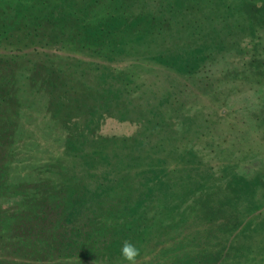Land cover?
<instances>
[{
	"label": "trees",
	"instance_id": "1",
	"mask_svg": "<svg viewBox=\"0 0 264 264\" xmlns=\"http://www.w3.org/2000/svg\"><path fill=\"white\" fill-rule=\"evenodd\" d=\"M183 1L167 0L152 11L146 7V0H0V47L7 45L8 50L0 52V194L14 190V184L8 182V167L12 161V131L18 107L12 75L7 72L6 75L2 69H6L13 60L14 63L19 62L25 50L31 49L36 56L32 61L33 79L39 80L50 94L57 91L60 83L79 81L82 77L76 74L79 66L89 64L93 68L91 78L96 86L82 89L75 83L73 88L76 89L66 90V93L81 92L77 89L82 90L80 94L90 93L99 104L107 103V112L120 119L134 121L138 127L129 136H107V141L100 138L88 152L75 154L70 165L63 160L64 173L63 176L58 174L57 179L46 178L25 183L26 186L17 184L25 202V213L29 211L28 214L34 215L45 207L49 210L46 212L56 208L63 212L70 201L80 198L79 192L86 189L82 176L91 173L93 178L88 176L89 188L92 191L102 188L106 200L107 197L114 199L103 216L111 215L109 219L113 221L107 225H114L112 231H120L118 236L123 237L112 241L117 249L125 240L135 244L153 221L156 226L177 224V233L185 228L182 225H202L203 228L189 236L191 238L203 229L206 230L205 238L215 237L218 229L230 233L234 212L238 215L240 207L242 210L264 200V167L254 168L248 173L237 169V156L233 151L237 135L234 134L233 139H225L220 137L222 133H213L220 115L214 112L215 108L211 110L212 107L205 106L199 100V94L196 91L197 95L193 94L191 89L194 86L208 95L218 93L211 88L209 78L197 75L198 64L210 54L215 55L229 45L238 44L227 39L232 32L248 31L252 36L256 28L264 30V0H237L235 5L241 3L239 8L224 0H216L213 7L221 5V9L200 11V19L192 24L194 30L204 32L199 37H206L207 41L193 47L183 44L180 50L175 51L165 43V38L174 39L171 34L174 28L170 24L178 22L181 26L187 22V27L190 24V17L187 19L184 15L186 6ZM224 7L235 10L238 17L232 22L234 12H230L219 22L218 29L213 25L209 27L212 16L216 12H225ZM203 24L208 28L203 29ZM179 28L173 33L179 32ZM261 35L264 39V33ZM81 54L90 60L86 62L76 57ZM125 55L161 63L166 71H171L164 72V81L168 83L161 87L153 79L149 85L147 80L138 83L133 78L134 62L113 71L109 62L119 61ZM247 59L245 55L244 60ZM256 62L259 58L254 55L242 62L238 67L241 75L257 72L253 68ZM101 86H105L103 91L98 90ZM131 87L137 90V95L132 94ZM144 87L150 88L151 100L144 98ZM172 113L180 115L178 128L174 125ZM233 117L229 115L226 118L229 124ZM147 149L152 151V155L145 152ZM216 152L220 154L214 155ZM212 157L223 161L215 164ZM76 164L79 170L74 172ZM68 167L74 173L68 174ZM99 203L103 204L102 198H99ZM99 203L95 208L100 213ZM226 206L234 211H229L232 224L217 225L210 234L205 222L217 218ZM173 208L178 216L171 221ZM261 216L242 225L234 234L237 237L228 238L232 247L230 253L236 255L233 264H264V218ZM98 218L95 225L89 221L91 225H85L81 230L77 227L69 240L50 235L43 243L45 249L42 244L33 260H0L3 262L0 264H61L43 261L42 258L50 255L65 257L72 253L79 259L89 258L92 256L88 251L92 247L91 234L99 226L102 231V225H105H98L102 222ZM186 222L191 225H186ZM64 233L70 232L66 230ZM247 252L255 253L250 262L243 259Z\"/></svg>",
	"mask_w": 264,
	"mask_h": 264
},
{
	"label": "rangeland",
	"instance_id": "2",
	"mask_svg": "<svg viewBox=\"0 0 264 264\" xmlns=\"http://www.w3.org/2000/svg\"><path fill=\"white\" fill-rule=\"evenodd\" d=\"M224 1L230 5L238 6V8L241 4L235 5L237 0ZM165 2L167 0H146L145 4L148 9L155 11L159 4ZM183 2L186 6L184 15L187 19L190 17V24L188 27L187 22H183L181 26L178 22L170 24L169 26L172 25L174 30L177 27L181 28H179V32L175 33L172 29L171 34L174 39L165 38V43L172 46V50L175 51L176 49L180 50L183 44H189L190 47L204 44V41H207L206 37H199L203 36L204 32L194 30L192 24L200 19V11L221 9V5L213 7L216 0H184ZM245 4L250 5L248 2ZM230 12H234L233 22L238 17L237 12L233 9H226L225 12H216L212 16L209 27L213 25L218 29L219 22ZM165 25L167 26L166 23ZM207 28L208 26L205 24L203 29ZM261 33H264V30L258 28L255 29L252 36L248 31L236 32L237 35L232 32L227 36V39H233L238 44L229 45L230 47L227 46L222 52H217L215 55L210 54L203 63L198 64L197 75L210 79L208 81L211 83V88L218 92L216 95L199 92V89L194 86L191 88L193 94H199L197 96L205 106L212 107L211 110L215 108L214 112L217 111L220 115V121L212 129V132L222 133L220 137L225 139H233V135H237L236 145H234V149L232 147L231 149L237 156V169L245 173L257 167H264V71H260V69H264V39ZM173 43L176 44L173 46ZM6 47L7 45L0 47V52L8 51ZM155 48L152 47V49ZM25 51V55L19 62L14 63L13 60V63L7 65L6 69H2L5 74L6 72L11 73L14 92L18 100L16 125L12 131V161L8 167V182L14 184V190L0 194V260L2 261L33 260L36 250L42 247L50 235L62 237L64 240L71 239L77 227L81 230L85 228V225H91L89 221L95 225L98 217L99 220H102L104 210L107 211L108 205L114 201L110 197H107V200L104 198L102 188L96 191L89 188L88 176L93 178V174L87 173L82 176L85 179L86 189L81 190L78 194L80 198L70 201L63 212L58 208L52 212H46L49 210L45 207L42 211L38 210L36 214L32 215L28 214L29 211L25 213L23 210L25 202L22 193L18 191L20 188L16 186L17 184L26 186L25 183L39 182L46 178L57 179L59 178L58 174L63 176L62 173H64L62 170L65 168L63 160L70 165L75 154L82 155L85 151L88 152L91 147H94L95 141L97 142L100 138L107 141V136H129L138 127L134 121L120 119L117 115L107 112V103L99 104L94 97L90 96V93L80 94L82 93L81 89H77L81 91L77 94L66 93V90L76 89L73 88L75 83L82 89L90 86L93 89L96 86V82L91 78L94 75L93 68L89 64L79 66L76 73L82 76L79 81L66 82L69 84L64 85L60 83L57 86V91L50 94L39 80L33 79L35 76L32 61L36 58L35 52L31 49ZM245 55L248 56V59L251 55L259 58V62L254 64L255 67L253 66L258 70L257 72L249 71L246 75H241L238 67L242 62L248 60H244ZM135 56L125 55L119 61H110L109 67L114 71L134 62L136 64L133 78L138 83L142 84L144 80H147L149 85V81L152 79L157 81L159 87L168 83L166 80V82L164 81V72L171 71H166L161 63L152 59ZM76 57L86 62L90 60L82 54L76 55ZM104 87L101 86L98 90L103 91ZM131 89L132 94L137 95V90L133 87ZM144 89L145 92H142L144 98L151 100L150 88L144 87ZM138 93L142 95L141 89H138ZM229 115L234 116L231 119V124L228 122L229 119H226ZM171 116L175 118L173 119V121L175 120L174 125L178 128L177 118L179 119L180 115L172 113ZM147 151L152 155V151L147 149L145 152ZM231 153H233L232 150ZM218 154L220 153L216 152L214 155ZM211 159L218 165L223 161L213 157ZM78 164H76L74 172L79 170ZM68 168V174L74 173L70 167ZM80 168L82 169L81 165ZM74 175L72 176L74 177ZM218 194L219 192L216 191L215 195L218 196ZM99 198H102L103 204L99 203ZM97 203L101 204L100 213L95 208ZM253 205L255 206H248L242 210L240 207L238 215L232 209L230 210L229 206L224 207L223 212L217 218L205 222L204 225H207L206 228L209 229L210 234H212L211 229L217 228V225H231L229 211H232L234 212L232 219L234 224L231 232L218 229L215 232L216 236H210V238H205L206 230L204 231V229L194 235V238L189 237L196 233L197 229L203 228L202 225L195 227L182 225L185 228L182 229V232L177 233V224L156 226L153 221L149 224L150 226H147L148 229L144 236L135 242L140 250L136 264H233L236 255L234 252L230 253L232 247L228 244V238L236 236L234 234L242 225L264 215V200ZM174 209L170 213L171 221L178 216L177 210ZM39 211L41 213H38ZM149 216L153 218L151 214ZM110 217L111 215L107 214L102 222L98 223V225L105 224L102 225V231L99 230V226L91 234L92 247L88 250L91 257L79 259L72 253L65 257L50 255L43 257V261H57L61 264H127L120 256L121 247L116 249L112 243L114 239L119 240L121 235L118 236L120 231H112L114 225H107L113 221L112 218L109 219ZM187 223L185 224L191 225V223ZM44 225L49 229L47 230ZM66 230H69L70 233H64ZM238 239L237 242L240 245L241 239L239 241ZM45 247L46 245L43 244V249ZM254 255L255 253L252 255L247 252L243 259L250 262Z\"/></svg>",
	"mask_w": 264,
	"mask_h": 264
},
{
	"label": "clouds",
	"instance_id": "3",
	"mask_svg": "<svg viewBox=\"0 0 264 264\" xmlns=\"http://www.w3.org/2000/svg\"><path fill=\"white\" fill-rule=\"evenodd\" d=\"M140 255V250L132 242L125 240L121 244L120 256L127 264H136L137 257Z\"/></svg>",
	"mask_w": 264,
	"mask_h": 264
}]
</instances>
